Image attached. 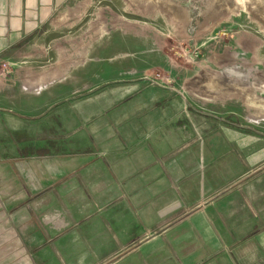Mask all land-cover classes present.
Instances as JSON below:
<instances>
[{"label":"rangeland","instance_id":"1","mask_svg":"<svg viewBox=\"0 0 264 264\" xmlns=\"http://www.w3.org/2000/svg\"><path fill=\"white\" fill-rule=\"evenodd\" d=\"M263 3L72 0L20 61L0 60V193L25 195L10 183L21 177L38 191L71 173L89 196L102 140L142 125V102H161L179 137L180 181L213 186L212 251L192 262L264 264Z\"/></svg>","mask_w":264,"mask_h":264},{"label":"crops","instance_id":"2","mask_svg":"<svg viewBox=\"0 0 264 264\" xmlns=\"http://www.w3.org/2000/svg\"><path fill=\"white\" fill-rule=\"evenodd\" d=\"M71 1L0 0V60L20 61ZM142 103V125L121 136L112 128L96 149L103 165H92L89 196L87 182L71 173L41 182L38 191L23 177L10 181L25 187V195L0 193V264H162L167 258L194 264L212 251L205 217L213 186L207 179L180 181L177 131L164 127L161 102ZM173 112L170 120L178 119ZM193 164L183 159L181 165L192 171ZM99 165L106 175L98 174ZM57 182L59 191L51 189ZM100 202L116 205L100 211Z\"/></svg>","mask_w":264,"mask_h":264},{"label":"bare ground","instance_id":"3","mask_svg":"<svg viewBox=\"0 0 264 264\" xmlns=\"http://www.w3.org/2000/svg\"><path fill=\"white\" fill-rule=\"evenodd\" d=\"M260 2V1H259ZM263 5H264V3H263ZM93 29V28H92ZM261 40V39H260ZM258 47V46H257ZM74 55V54H73ZM64 57V56H63ZM65 58V57H64ZM229 73L230 74H233V75H235V76H237V77H241L243 74L240 72V71H236V70H233V69H230L229 70ZM211 81H213V80H211ZM215 88V87H214ZM221 88V87H220ZM218 89V88H217ZM219 90V89H218Z\"/></svg>","mask_w":264,"mask_h":264}]
</instances>
